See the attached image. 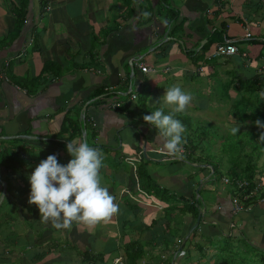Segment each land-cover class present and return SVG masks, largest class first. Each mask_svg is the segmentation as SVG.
<instances>
[{"label": "crops", "instance_id": "1", "mask_svg": "<svg viewBox=\"0 0 264 264\" xmlns=\"http://www.w3.org/2000/svg\"><path fill=\"white\" fill-rule=\"evenodd\" d=\"M43 1L0 0V179L7 184L0 264H129L128 247L144 251L136 264H215L223 245L264 259V206L234 215L233 188L196 162L200 154L191 161L162 155L157 130L143 120L165 89L179 85L194 97L186 111L251 132L238 119L246 115L236 103L247 94L237 88L242 80L264 81V0H48L49 12ZM215 31L239 54L197 61ZM257 94L247 97L262 107ZM251 128L248 142L259 144L261 130ZM73 139L103 153L101 185L119 210L92 225L56 230L28 203V177L52 154L66 165ZM187 164L199 169L198 177L183 171ZM255 164L264 194V167ZM150 185L169 191L170 199L152 196ZM185 202L203 214L193 232L198 217L181 214Z\"/></svg>", "mask_w": 264, "mask_h": 264}, {"label": "clouds", "instance_id": "2", "mask_svg": "<svg viewBox=\"0 0 264 264\" xmlns=\"http://www.w3.org/2000/svg\"><path fill=\"white\" fill-rule=\"evenodd\" d=\"M193 99L190 92L173 85L153 104L159 107L143 117L145 123L157 130L162 155L182 158L186 127L175 116L184 113ZM165 108L169 109L168 114ZM255 125L261 130L259 143H264V122L257 120ZM231 132L237 134L239 127H233ZM66 148L71 156L66 165L59 163L57 155L52 154L41 160L28 177L31 186L28 203L37 206L40 222L62 230L70 229L73 222L92 225L116 214L119 205L114 203L109 189L101 185L99 176L103 153L90 147L86 140L73 139Z\"/></svg>", "mask_w": 264, "mask_h": 264}, {"label": "trees", "instance_id": "3", "mask_svg": "<svg viewBox=\"0 0 264 264\" xmlns=\"http://www.w3.org/2000/svg\"><path fill=\"white\" fill-rule=\"evenodd\" d=\"M223 34V31L217 32L215 31L214 34L210 37L208 43L203 47V53L201 56H199L197 59V61L205 59V55H207V53L210 52V50L213 48V46H215L218 43H223L224 40L221 38ZM198 54H193L192 56H197ZM238 93L242 94V95H251L254 93H262L264 91V81L260 80V79H247V80H242L240 81V87L237 88ZM247 95L245 96L246 101L242 102V103H236L238 107H242L245 109V117L243 116H239V120L242 122H245L246 119H248V115H247V111L246 108H250V103H249V99L247 97ZM235 104V105H236ZM254 105H252L253 107ZM252 111H254V114L258 113V115L255 118V121L260 120L261 122H264V106L260 107L257 106L254 109H251ZM253 115V113H252ZM177 116V115H176ZM254 117V116H253ZM176 119L180 120V117H175ZM255 123V122H254ZM183 124L186 127V133L188 134L187 137L184 136L186 143L183 145V148L185 149V154L184 156V160L186 159L187 161H191L194 160V156L195 154H200L201 156L198 157L196 160L197 163L199 164H209L211 166V168L214 170V175L216 177L217 181H222L225 177H229L231 180H234L236 178L238 179H244V180H248L252 185H254V182H256L257 180H255V175H256V164H255V160L252 157L248 158V152H245V147L243 150H241L243 155H240V150L238 151V149H235V147H233L234 149H230V151H232V154L229 155L227 150H225L224 145H223V153H221V157L219 155V158L216 160V156H210L207 154V152L205 153V149L203 148L206 144V138H208V136L205 134H196V136L193 138L194 135L189 134L190 133H194V131H192V124L188 123V122H183ZM247 134V133H246ZM248 134H251V138L250 140L252 141V137H254L252 135V132H249ZM221 139H226L225 137H221ZM247 144H249V142H247ZM252 143H250L249 145H251ZM236 151V152H235ZM254 154V152H252ZM240 156H237V155ZM262 154V153H260ZM228 155V156H227ZM226 156V158L229 157L228 160H226V162L224 161V157ZM194 158V159H193ZM225 158V159H226ZM210 163H208V161H211ZM227 161H230V163L227 165L228 169L227 172L224 171L222 168L224 166H226ZM241 165L242 173H245V178L240 177L238 175V166ZM142 180L144 181V176H142ZM148 183H150L151 178L148 177L147 178ZM224 184V182H223ZM145 189L147 190L148 193H150L152 196H154L155 198H157L158 200L162 201V202H167L170 199L171 194L169 193V191H167L166 189H162V188H158L156 185L153 186H149V187H145ZM234 191H236L233 188ZM262 196L264 197V194L262 193ZM198 207L196 206L195 203H189V202H185L183 208H181L180 212L183 216L187 215V214H191L194 218L198 217L199 211H198ZM180 246V244L178 245ZM231 247H229L228 245L226 246H221L218 250L220 252V254H218V258L215 262V264H264V259L260 258L257 259L256 257L254 258H250L247 255V252H244L242 250V247H234L233 250H230ZM238 249V251L236 250ZM178 250V248L176 249V251ZM144 251L140 248H136V247H128L127 248V259H128V263L129 264H136L137 260H139L142 256H143ZM174 254V253H173ZM233 255V256H232ZM85 259H88V257L86 255H84ZM117 264H122L123 263V259H118L117 260ZM169 264V263H167Z\"/></svg>", "mask_w": 264, "mask_h": 264}, {"label": "rangeland", "instance_id": "4", "mask_svg": "<svg viewBox=\"0 0 264 264\" xmlns=\"http://www.w3.org/2000/svg\"><path fill=\"white\" fill-rule=\"evenodd\" d=\"M259 93V92H257ZM259 97H261V94H257ZM132 96V95H131ZM140 97L141 99L144 101L146 99V93H140ZM215 97V96H214ZM213 97V98H214ZM257 98V96H256ZM252 100L249 101V105H250V109H254L256 107V104L259 103V101H255L254 103L251 102ZM252 105H254L252 107ZM254 112V111H253ZM167 114V113H165ZM180 117V120L183 122H188L190 124H192L193 128H192V131H194V133H190L188 132L189 134L191 135H194L193 138L196 136V134H206L208 136V138H206V141H205V146L203 147L205 150H207L209 147V151L208 153H211L213 154L214 156H216V160L217 158H219V155L221 157V153H223V145H224V148L226 151L227 149V152L229 155L232 154V151H230V149H234L233 147H235V149H238V151L240 150V155H243L241 150L244 149L245 147V152H248V158L249 157H252L254 160L257 159V163L258 165H260V167H264V143H252L251 145L247 144L248 141H250V138H251V134H246L245 131L242 130V125L239 124V123H231V121L227 120L228 123L226 121H219L217 120L216 118L215 119H211V118H207V119H202L200 118L198 115H194L192 112H189V111H185L184 113H180V114H177V116L175 117ZM257 114L254 115V117H249L248 119L245 120L246 122V125L248 127H250L249 129L252 131H255L253 130V128L251 127H254L256 126L254 122L255 121V118H256ZM233 127H239V132L237 134H233L231 132V129ZM249 130V131H250ZM253 136H255V134H252ZM184 136L187 137L188 134L185 132L184 133ZM221 137H225L226 139H221ZM251 147V149H247ZM236 152V151H235ZM254 152V154L252 153ZM261 154L260 157H258V155ZM224 154V153H223ZM239 154L237 156H240ZM228 156V155H227ZM224 158V161L226 162V160L229 159L226 158V156H223ZM226 158V159H225ZM224 171L227 172V169H228V166H227V163H226V166H224L222 168ZM190 172L192 173V171L195 172L194 176L195 177H198L197 174H199V169L194 167V166H191L189 164L185 165V168H184V172ZM148 197V196H147ZM250 254V253H248ZM233 256V255H232ZM251 256H252V252H251ZM250 255L248 257H251ZM260 259V258H258ZM188 261H190L188 259Z\"/></svg>", "mask_w": 264, "mask_h": 264}, {"label": "built area", "instance_id": "5", "mask_svg": "<svg viewBox=\"0 0 264 264\" xmlns=\"http://www.w3.org/2000/svg\"><path fill=\"white\" fill-rule=\"evenodd\" d=\"M44 12L51 11V7L48 3V0H44ZM252 33L249 28H246V38H251ZM239 54V48L231 43H218L216 44L212 50L207 54L208 60H216L233 57ZM138 67L143 73L153 72V69L145 66L143 63H137ZM108 90L112 91L114 88L110 87ZM131 98L133 100L137 99V95H132ZM115 108H118L119 105H113ZM185 154V149L183 148L182 156ZM224 185L230 186L234 188L236 191L233 194L232 198V212L234 215H239L242 212H245L253 207L264 206V197L262 196L263 185L256 181L254 185H252L248 180L244 179H234L231 180L229 177H225L223 179ZM150 206L163 209L162 205L153 201L149 203ZM182 241H179L181 244Z\"/></svg>", "mask_w": 264, "mask_h": 264}, {"label": "water", "instance_id": "6", "mask_svg": "<svg viewBox=\"0 0 264 264\" xmlns=\"http://www.w3.org/2000/svg\"><path fill=\"white\" fill-rule=\"evenodd\" d=\"M131 92H132V90L130 91V93H131ZM130 93H129V94H130ZM0 183H1L2 186H3L2 198H0V205H1L2 202H3V200H4V198H5V193H6V190H7V184H6L4 181H2L1 179H0ZM200 189H201V188H200ZM199 191H200V190L197 191V195H198ZM202 219H203V214H202L201 211H200V212H199V215H198V218H197V223H196L194 229L192 230V232H193L195 229L199 228ZM192 232H191V233H192ZM191 233H190V235H191ZM190 235L187 236V240L189 239ZM174 263H175V260H174L173 264H174Z\"/></svg>", "mask_w": 264, "mask_h": 264}]
</instances>
